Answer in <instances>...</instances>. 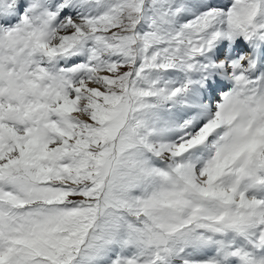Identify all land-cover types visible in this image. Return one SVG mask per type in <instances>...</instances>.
Listing matches in <instances>:
<instances>
[{"label":"snow or ice","instance_id":"1","mask_svg":"<svg viewBox=\"0 0 264 264\" xmlns=\"http://www.w3.org/2000/svg\"><path fill=\"white\" fill-rule=\"evenodd\" d=\"M0 264H264V0H0Z\"/></svg>","mask_w":264,"mask_h":264}]
</instances>
